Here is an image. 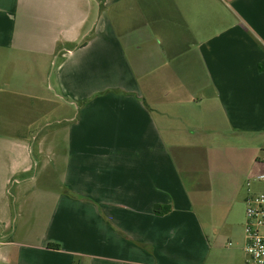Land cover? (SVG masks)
Here are the masks:
<instances>
[{
  "label": "crops",
  "instance_id": "obj_1",
  "mask_svg": "<svg viewBox=\"0 0 264 264\" xmlns=\"http://www.w3.org/2000/svg\"><path fill=\"white\" fill-rule=\"evenodd\" d=\"M262 173L264 0H0V264H247Z\"/></svg>",
  "mask_w": 264,
  "mask_h": 264
},
{
  "label": "rangeland",
  "instance_id": "obj_2",
  "mask_svg": "<svg viewBox=\"0 0 264 264\" xmlns=\"http://www.w3.org/2000/svg\"><path fill=\"white\" fill-rule=\"evenodd\" d=\"M60 63L61 55H58V57L53 56L52 58L47 59V61L40 66V73L45 76V78L41 80V87H46L47 91L50 92L52 95L58 94V86L55 80V71ZM45 105L42 107L41 110H36V114H33L32 112V129L36 131L35 134L42 135L54 132V130L59 128L57 127L58 121H66L73 117L75 113L71 109H69V107H66L65 102H63L62 108L58 105V103L53 102H48ZM74 109H76V106L74 107ZM48 124H52V126L48 127ZM261 155L263 156V154ZM256 185L262 189L260 193H264V183L258 182L256 183ZM242 215L243 210L241 211V216Z\"/></svg>",
  "mask_w": 264,
  "mask_h": 264
},
{
  "label": "built area",
  "instance_id": "obj_3",
  "mask_svg": "<svg viewBox=\"0 0 264 264\" xmlns=\"http://www.w3.org/2000/svg\"><path fill=\"white\" fill-rule=\"evenodd\" d=\"M255 181L264 183V173ZM246 234L247 264H264V193L249 195L246 200Z\"/></svg>",
  "mask_w": 264,
  "mask_h": 264
},
{
  "label": "trees",
  "instance_id": "obj_4",
  "mask_svg": "<svg viewBox=\"0 0 264 264\" xmlns=\"http://www.w3.org/2000/svg\"><path fill=\"white\" fill-rule=\"evenodd\" d=\"M168 210H169V208H165L164 211H161V208H158L157 213L158 214H164V213L168 212ZM50 248L60 249V246L59 245H50Z\"/></svg>",
  "mask_w": 264,
  "mask_h": 264
}]
</instances>
